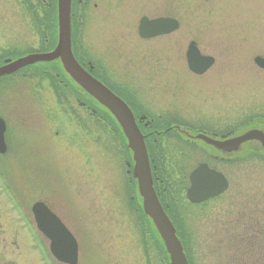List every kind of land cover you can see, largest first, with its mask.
Instances as JSON below:
<instances>
[{
    "label": "rangeland",
    "instance_id": "374dc122",
    "mask_svg": "<svg viewBox=\"0 0 264 264\" xmlns=\"http://www.w3.org/2000/svg\"><path fill=\"white\" fill-rule=\"evenodd\" d=\"M99 2L98 8L91 9L92 16L76 44L82 46L86 58L97 60L100 67L129 83V99L135 95L143 109L139 110L148 118L181 117L158 122L159 131L165 132L171 125L188 131L211 128L219 133L257 126L264 130V70L255 63L257 56L264 57V0ZM38 5L46 7L47 3ZM7 11L4 14L0 0V33H6L1 37L12 47L19 44L20 32L28 38L33 29L25 14L20 23V15ZM143 15L169 16L181 26L166 37L140 40L138 25ZM7 20L11 23L8 31L16 22L18 29L6 32ZM191 41L216 60L203 75L188 68L186 54ZM29 74L7 81L5 101L11 103L7 109L16 114L9 123L13 135L16 129L22 141L17 156H23L6 165L7 179L30 201L29 209L45 201L62 218L79 244L77 264H168L158 234L145 229L130 206L129 197L136 198L137 188L124 141L106 133L112 131L88 111L79 110L84 119L75 114L78 108L72 111L77 99L84 97L82 93L77 96L65 87L58 97L47 79L34 71ZM17 136H13L15 141ZM186 138L169 134L162 146L166 147L168 167H173L175 158L180 167L187 164L183 172L189 176L200 162L216 153L198 142L194 146ZM172 140L174 144L167 142ZM255 146L251 143L233 154L229 165L212 162L230 183L222 196L203 206L185 205L188 217L183 214V220L194 264H264V158L249 156V148ZM188 184V178L184 179L183 198ZM1 208L5 209L0 225L6 245L16 243L26 250L29 241L21 236L20 223L6 212L8 205ZM243 217L248 219L244 224L252 234L246 236L251 240L258 236L259 241L257 245L239 242L246 240L239 232L237 253L226 252L230 246L222 232L224 224ZM19 257L25 263L23 256Z\"/></svg>",
    "mask_w": 264,
    "mask_h": 264
},
{
    "label": "flooded vegetation",
    "instance_id": "af4514ba",
    "mask_svg": "<svg viewBox=\"0 0 264 264\" xmlns=\"http://www.w3.org/2000/svg\"><path fill=\"white\" fill-rule=\"evenodd\" d=\"M44 2L47 3L46 7L40 6L38 4H43ZM2 3V8L4 14L6 11L9 13L13 12L16 13L17 15H20L19 17V22L23 23V17L22 15L25 14L28 17V20L26 21L27 24L29 25L30 29H33L29 37L24 38L22 36V32H20L21 38L19 39V44H15L12 47L7 46V39L2 38L1 35H6V33L2 34L0 33V67H3L7 65L9 62H14L20 58L27 57V56H32V55H41V54H48L51 53L57 46V41H58V33H59V8H58V0H1ZM100 6L99 0H72V8H71V22H72V31H73V51L74 55L79 61V63L86 69L88 70L92 75H94L99 81H101L104 85H106L109 89H111L116 95L121 97L132 109V111L135 114L137 123L140 127V129L145 133V129L148 127L152 126V122L156 121V118L151 119L148 118L147 115L143 113V111L138 107V99L134 96H130L132 100L129 99L128 95L131 94V90L129 89V83L122 81L119 78V74H114L112 75L110 72L107 71V69H103L104 67H100V63L93 58H86L85 53L83 52L82 46L79 44H76L78 41L77 36H81L82 30H83V25L89 21L92 15H89L91 12V9L95 10ZM42 7H44V11H42ZM15 8V10H13ZM29 12V14L26 12ZM25 10V11H24ZM16 11V12H14ZM169 16H162V15H155L153 17H148L146 15H143L140 20H139V25H138V36L140 40H153L159 37H166L168 35H161V36H156L153 38H142L140 36V25H141V20L143 18H147L148 20H155L159 18H165ZM172 18V17H171ZM19 22H16L19 24ZM180 22V21H179ZM5 26V31L9 32L14 31L15 29H18L15 27H12L9 31V27L11 26V23L7 20L6 23H4ZM10 34V33H8ZM32 38V39H29ZM61 61H52V62H47V63H35L32 65H28L26 67H23L21 69H18L14 73L10 75H5V76H0V121L3 122V131L2 135L3 138L1 140L0 144V205L4 206L6 208V205L9 206V211L13 217L20 223L21 225V236L23 234L26 236L25 240L29 241L27 243V248L26 250L21 249V247H18L16 243H14L11 246H7V238L4 237L2 238V226L0 225V264H22L21 258L19 256H23V260L25 263L23 264H39L40 262L42 264H68L64 263L60 260H58L52 249H51V241L49 240L48 237H46L39 229L37 220H36V215H35V204L37 203H43L46 205L50 211L55 213L61 220L62 218L55 212L53 209L49 206L48 203L45 201H38L34 204L31 205V209H29L30 201H27V198H23L20 192L16 189L14 182L10 181L7 179V170L8 167H6L7 164L12 163V161L17 160L19 161L20 159H23V156H17V151L20 150L22 152V141L17 136L18 131L15 129V134L13 135V129L11 127V124L9 123V120L16 114L8 112L7 105H11V103H8V101H5L6 95H7V81L10 78H18V75L23 78V73H27V76H31L29 73L38 72V71H44V72H49L53 73L51 76L54 79H58L56 81V85H58L59 88H65V87H74L76 90L78 85L71 79V77L65 73V70L63 69ZM94 63V64H93ZM59 67V71H63L65 75L68 78H64V76L60 73L54 75L55 68ZM110 73V74H109ZM26 76V77H27ZM28 78V77H27ZM11 81V80H10ZM49 81V80H48ZM48 87H52L51 82L49 81ZM79 88V87H78ZM79 93H82L80 90H78ZM84 94V93H82ZM85 95V94H84ZM135 100L137 101V105H133ZM61 105V102H59ZM76 105L73 106V110L75 111L78 108V112L75 111L76 115H80L81 112L79 110H84L85 114L86 111H89L90 114L93 115H99L98 121L101 123L100 125L102 127H105L107 130H111L112 132H106L111 135H117L119 137V131L114 128V120H116L113 115L110 113V111L105 108L103 105L98 103L97 101H93L92 105L94 107H91L89 109L87 105V96L77 99ZM16 110H19L17 108ZM141 108V107H140ZM99 111V113L96 111ZM82 115V119H84V115ZM69 116H73V113H70ZM151 117V116H150ZM154 117V116H153ZM159 120L158 122H163V121H168V120H178L181 119L180 116H167L169 118L164 119L163 117H158L156 116ZM19 122L17 121V126ZM246 126V125H245ZM17 128V127H16ZM211 128H201L197 130H187L184 129L183 127L179 125H171L170 127L166 128L167 131H173L174 135H178L180 138H183V135L186 138L187 141H190L194 146L198 145L197 141L200 143L199 140L194 138L195 135L197 134H205L208 135L218 141H225L228 140L232 137L238 136V133L234 132L233 130H229L227 133H219V132H214L210 131ZM247 128L240 129V133L245 132ZM22 131V130H21ZM196 133H194V132ZM163 131H159L158 129H152L149 133H145V138L147 139L149 135L155 133V135H159ZM165 133V132H164ZM235 133V134H233ZM0 134H1V129H0ZM19 135V134H18ZM13 136H17V140L15 141L13 139ZM122 139V138H121ZM156 141V139L154 138ZM190 143V144H191ZM202 145V144H201ZM215 153V155L209 156L208 160L209 162H206L209 164V166L213 169H216L218 171L220 170V167L217 165H211L212 162H217L221 163L223 165H229L230 158L233 154H236V152H229V151H222L217 149L215 146L208 145ZM247 143H245L241 147V151H243L245 148H247ZM198 148V146H197ZM10 153H13V155H9ZM15 153V155H14ZM241 153V152H240ZM215 157V159H214ZM226 158H229L228 160H225ZM33 159V157H32ZM10 162V163H9ZM45 163V161H44ZM203 162H200L201 164ZM198 164V165H199ZM10 166V165H9ZM128 167L131 169V164H128ZM197 167V166H196ZM7 168V170H6ZM131 172V171H130ZM223 173V171H221ZM130 174V173H129ZM155 187L157 192L159 193L160 196H162V191H161V184L162 181L160 180V177L158 176V173L155 174ZM229 181V180H228ZM230 184V183H229ZM223 195V194H222ZM220 195V196H222ZM220 196L212 199H218ZM211 201V199L209 200ZM206 201V202H209ZM199 206H203L204 202L201 204H197ZM0 206V218L2 216V212L5 211V209H2ZM248 219L247 218H235L231 219V221H228L224 224V229L222 232H226V237H227V242L229 244V249H226L227 251L232 250L233 253H237V246L240 247L241 244L239 242H245V244L250 245V244H256L259 241L258 236L257 238L254 237V240L248 239L249 237L246 236L249 235L250 237L252 234H249L248 232V226L246 227L244 224V221L246 222ZM62 222L65 224V222L62 220ZM227 224V225H226ZM241 224L240 227H242V230L240 229L239 225ZM66 225V224H65ZM68 228V227H67ZM69 229V228H68ZM240 229V231H239ZM253 231V230H252ZM233 232H236L234 234ZM239 232H242L243 234V239L246 240H240L238 242V236ZM4 242V243H3ZM254 254V253H252ZM20 258V259H19ZM21 262H20V261Z\"/></svg>",
    "mask_w": 264,
    "mask_h": 264
},
{
    "label": "water",
    "instance_id": "95a60500",
    "mask_svg": "<svg viewBox=\"0 0 264 264\" xmlns=\"http://www.w3.org/2000/svg\"><path fill=\"white\" fill-rule=\"evenodd\" d=\"M58 3L59 33L56 48L48 54L27 56L14 62H9L7 65L0 67V76L11 74L20 68L37 62L60 59L71 78L83 90L106 106L117 118L128 140V146L133 152V175L138 182L139 192L143 199L144 212L152 220L161 236L170 257V264H189L183 244L177 235V230L156 194L144 136L137 126L132 111L122 99L91 76L76 61L72 52L71 41V0H58ZM179 27L178 21L172 18L155 20L143 18L139 32L142 38H153L170 34L178 30ZM186 57L189 69L197 75L204 74L215 63L213 57L201 54L195 41L189 44ZM255 63L264 69V57L257 56ZM0 129L1 144L3 138L2 121H0ZM197 138L222 151H238L248 141H259L264 149V131L259 129L250 130L226 141H217L203 134H199ZM190 181L191 186L187 191V198L192 203H200L216 197L224 193L229 186L224 175L210 169L207 164H201L193 171ZM34 209L38 227L51 239V249L57 259L65 263L77 264L78 242L75 236L65 227L59 217L43 203H37Z\"/></svg>",
    "mask_w": 264,
    "mask_h": 264
},
{
    "label": "trees",
    "instance_id": "16d2710c",
    "mask_svg": "<svg viewBox=\"0 0 264 264\" xmlns=\"http://www.w3.org/2000/svg\"><path fill=\"white\" fill-rule=\"evenodd\" d=\"M58 68H59L58 66L55 68L56 73L61 72V71H59ZM35 74H37V76L40 74V75H46V76L51 77L52 73L42 71V72H35ZM88 103H90V102H88ZM152 129L161 130L160 126L157 125V122H155V121L152 122V126L148 127L144 131H145V133H149ZM169 134H172V131L166 132V133H161L159 135H157V134L155 135V133H153L152 135L150 134V136H149L150 140L147 141V145H148L149 153L151 155V159L153 160V165H155L157 168L156 170H154V172L157 171L158 176L160 177V180L162 181L161 191H162L163 195L160 196V199L162 200V202H163L167 212L169 213L170 217L175 222L178 233H179L181 239L183 240V243L185 246V251L187 253L190 264H194L193 258L191 255V249L189 248V245H188L187 239H186L187 235H188L186 233H188V231L186 229V225H185V222L183 220V214L185 216L187 215V213H186L187 209H186L185 205H189V206H193V205L191 203L187 202L185 195H184L185 198L182 197L183 194L181 192V190L183 189L184 179H187V176H185V175H187V173H185V171L183 172V168L187 164L183 163V165L180 167L179 163H177V160L174 158V161H171L174 168L168 167L167 163L169 161L166 160L165 152L163 150V147H165V146L164 145L162 146V143L165 142V139H167V135H169ZM154 138L156 139V141L154 140ZM167 142L172 143L174 141L172 140V141H167ZM252 156L264 158V155L256 154V153H253ZM176 168H181V169H176ZM182 180H183V182H182ZM183 201H185L186 203L183 204ZM130 206L134 210V212L137 216V219L139 218L141 220L142 224L145 225V229H148L149 231L152 230L155 234H157L154 227L150 223H148V220L146 219L147 217L143 213L142 206L138 202L137 197L136 198L134 197V199H132V201L130 202ZM187 217L188 216H186V218ZM146 222L148 223V225ZM240 226H241V224L239 225V227ZM234 234H236V232H234ZM225 235H226V233H225ZM157 237H158V235H157ZM159 240H160V238H159ZM154 241H156L155 238H154ZM160 242H161V240H160ZM144 243L146 245L148 244V242H145V241H144ZM161 244H162V242H161ZM159 247L161 249H163L164 254L166 255V257H168V255L164 251L163 244L160 245Z\"/></svg>",
    "mask_w": 264,
    "mask_h": 264
}]
</instances>
